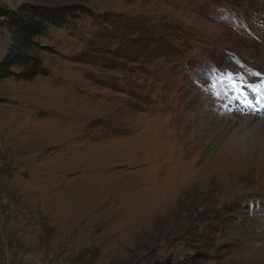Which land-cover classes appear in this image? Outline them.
I'll list each match as a JSON object with an SVG mask.
<instances>
[{"label": "rangeland", "instance_id": "374dc122", "mask_svg": "<svg viewBox=\"0 0 264 264\" xmlns=\"http://www.w3.org/2000/svg\"><path fill=\"white\" fill-rule=\"evenodd\" d=\"M215 2L0 0L86 11L0 81V264H264V0Z\"/></svg>", "mask_w": 264, "mask_h": 264}, {"label": "trees", "instance_id": "16d2710c", "mask_svg": "<svg viewBox=\"0 0 264 264\" xmlns=\"http://www.w3.org/2000/svg\"><path fill=\"white\" fill-rule=\"evenodd\" d=\"M215 8L225 6V9L233 11L236 16L243 22L245 19L236 7L232 5L230 0H217ZM246 2H241V6H246ZM255 3H258L255 0ZM254 4L253 8L256 7ZM252 4V5H253ZM249 8V7H248ZM86 11L80 10L77 6H66L63 9H51L48 7L25 4L15 10L6 7H0V29L5 27L11 33L12 44L6 56L0 61V81L6 78L13 77L16 80H32L38 75H47V70L43 67L41 60L31 51L37 49L44 50L45 47H40L38 39L45 37L51 26H64L71 19H76ZM184 35V33H183ZM186 36V35H185ZM185 36H174L176 44L182 47L185 43ZM155 40H162L156 38ZM192 38L187 43V47H192ZM160 47V46H156ZM177 49V48H176ZM170 54L160 52L158 58L171 57L170 61L173 68L183 70L181 58L185 56L180 50H169ZM161 54V56H160ZM157 58V59H158ZM15 69H18L16 71Z\"/></svg>", "mask_w": 264, "mask_h": 264}, {"label": "bare ground", "instance_id": "6f19581e", "mask_svg": "<svg viewBox=\"0 0 264 264\" xmlns=\"http://www.w3.org/2000/svg\"><path fill=\"white\" fill-rule=\"evenodd\" d=\"M246 79V78H245ZM248 80H252L254 83H258V82H260V83H262V82H264V78L263 77H261V78H259L257 75H254V76H252V77H249L248 78ZM255 87V86H254ZM256 88V87H255ZM263 88V87H262ZM244 98H246V93H243L242 94V98H241V102L243 103V104H246V105H248V103L247 102H245L243 99ZM251 103V102H250ZM249 106V105H248ZM236 108V107H235ZM235 110H237V109H235ZM252 111H253V114H255L254 113V111L255 112H258L259 113V115H264V96H262V95H260V96H258L257 97V104H254L253 106H252ZM237 115V114H236ZM251 116V115H250ZM225 118V117H224ZM249 118V119H248ZM247 119H248V121L250 120V119H252V118H254V120L255 119H258L257 120V122H255L254 124L255 125H259V130H254V133L253 132H250V131H248V133H249V135H252V134H256V135H254L253 137L254 138H257V137H255V136H257V135H259L260 136V138H262L263 136H264V117L263 118H260V117H257V116H251V117H248ZM253 122V121H252ZM234 124V123H233ZM251 124V123H250ZM253 125V124H252ZM242 126V125H241ZM255 128V127H254ZM205 129V128H204ZM256 129V128H255ZM240 131V130H239ZM238 131V132H239ZM242 132V131H241ZM243 133V132H242ZM241 133V134H242ZM245 135V134H244ZM246 135H248V134H246ZM243 138V137H242ZM245 139H246V137H245ZM242 141H244V140H242ZM264 141V140H263ZM229 148V147H228ZM238 151V150H237ZM238 153V152H237ZM233 155H234V153H233ZM238 155V154H237ZM231 156V155H230ZM233 158H234V156H233ZM254 158V157H253ZM171 190V189H170Z\"/></svg>", "mask_w": 264, "mask_h": 264}]
</instances>
